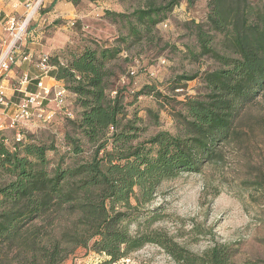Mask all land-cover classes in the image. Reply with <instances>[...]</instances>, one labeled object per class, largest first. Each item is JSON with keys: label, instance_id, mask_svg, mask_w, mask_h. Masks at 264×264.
Segmentation results:
<instances>
[{"label": "trees", "instance_id": "1", "mask_svg": "<svg viewBox=\"0 0 264 264\" xmlns=\"http://www.w3.org/2000/svg\"><path fill=\"white\" fill-rule=\"evenodd\" d=\"M182 1L139 8L133 17L143 30L129 15L110 12L131 26L117 42L87 44L67 62L49 56L50 75L76 95L80 112L68 120L66 150L53 141H10L0 130V264H62L78 248L118 264L147 244L163 247L177 264H264V258L236 262L235 247L224 242L190 250L151 228L164 213L144 209L163 182L218 161L242 135L237 123L247 106L264 96V0H207V21L196 25L199 49L190 52L196 60L211 56L219 67L201 77L205 93L173 111L176 132L143 139V118L129 111L133 102L116 84L113 64L132 36L140 40ZM219 35L221 48L214 45Z\"/></svg>", "mask_w": 264, "mask_h": 264}, {"label": "rangeland", "instance_id": "2", "mask_svg": "<svg viewBox=\"0 0 264 264\" xmlns=\"http://www.w3.org/2000/svg\"><path fill=\"white\" fill-rule=\"evenodd\" d=\"M30 3L38 4L30 25L37 15L54 13L55 8L58 12L72 11L68 18L50 16L51 24L45 28L46 35H52L59 46L49 56L67 62L72 52L80 51L87 44H111L130 32V22H122L110 12L129 15L132 23L141 26L133 13L150 4H161L163 0H31ZM25 7L26 14L20 20L29 10L28 4ZM174 8L155 28L147 29L140 40L132 36L124 45L120 59L113 64L119 77L116 84L127 88L125 97L133 102L129 111H137L143 118L146 128L143 139L159 131L176 132L173 111L187 97L205 93L201 77L219 67L211 56L196 60L190 52L199 49L196 25L207 21V0H199L193 6L184 0ZM164 22L169 27H164ZM29 31L30 28L22 44ZM223 41L219 35L214 45L221 48ZM131 70L135 71L134 75L129 73ZM181 75H197V78L176 82ZM147 87L150 93L134 97ZM53 96L45 107L54 118L45 121L35 115L17 130H6L10 141L15 140L19 131L26 133L29 140L53 141L62 150L68 148V120L77 116L80 107L73 93L68 94L64 108L57 105ZM237 124L242 135L223 147L218 161L208 163L202 172L183 173L163 182L154 203L144 209H159V213H164L165 218L151 228L167 231L190 250L202 252L216 241L224 242L235 247L236 262L242 263L264 258V96L247 106ZM136 226L132 224L133 231ZM107 259L105 254L78 248L62 264H108ZM118 264L177 262L163 247L147 244Z\"/></svg>", "mask_w": 264, "mask_h": 264}, {"label": "built area", "instance_id": "3", "mask_svg": "<svg viewBox=\"0 0 264 264\" xmlns=\"http://www.w3.org/2000/svg\"><path fill=\"white\" fill-rule=\"evenodd\" d=\"M38 4L33 6L28 3V12L22 20L16 16H8L5 21L6 29L9 32V41L7 48L0 53V130H17L19 126L25 125L33 116L44 118L45 121L52 120L54 115L46 110L47 101H56L57 105L64 108L67 101L68 94L71 92L63 85H58L56 82L51 86H47L43 78L50 76L52 66L49 64L50 57L42 56L39 61L38 67L40 70V80L37 83L38 89L30 91L28 85L31 80L29 73H25L18 83L17 90L22 94V98L17 102H11L7 97L4 79L7 77L8 72L12 67L18 63L16 50L22 47V41L25 34L29 30L30 22L36 14ZM71 25L74 22L70 23ZM164 27H169V23L164 22ZM28 60V54L22 57ZM130 74L134 75L135 71L131 70ZM125 83V77L122 79ZM182 89H178L181 91ZM115 94V91L113 92ZM27 139L26 133L17 131L15 140L17 142H24Z\"/></svg>", "mask_w": 264, "mask_h": 264}, {"label": "crops", "instance_id": "4", "mask_svg": "<svg viewBox=\"0 0 264 264\" xmlns=\"http://www.w3.org/2000/svg\"><path fill=\"white\" fill-rule=\"evenodd\" d=\"M31 0H0V53L7 48V42L9 41V32L6 29L5 21L8 16H16L20 18L26 13V4ZM54 13H47L45 15L39 14L34 18L30 25V31L22 44L20 49L16 50L18 63L15 64L8 72L7 77L4 79V85L8 99L11 102H17L22 98V94L17 90V86L21 78L25 73H29L31 80L27 86L30 91H36L38 89L37 83L40 80V70L38 67L39 61L42 56H49L50 53L59 49V46L54 42V38L51 35H46V25L51 24V17L56 18H68L72 11L58 12L57 9H53ZM56 13V14H55ZM28 54V60H24L22 57ZM44 83L47 86L53 85L54 82L58 85H62L54 76H48L43 78Z\"/></svg>", "mask_w": 264, "mask_h": 264}]
</instances>
